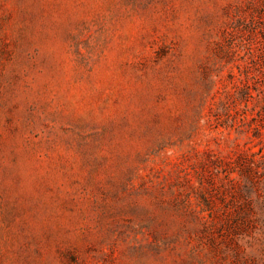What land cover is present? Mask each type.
<instances>
[{
    "label": "rangeland",
    "instance_id": "1",
    "mask_svg": "<svg viewBox=\"0 0 264 264\" xmlns=\"http://www.w3.org/2000/svg\"><path fill=\"white\" fill-rule=\"evenodd\" d=\"M0 264H264V0H0Z\"/></svg>",
    "mask_w": 264,
    "mask_h": 264
}]
</instances>
